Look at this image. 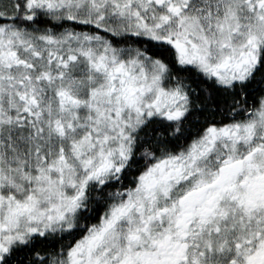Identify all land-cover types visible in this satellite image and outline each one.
<instances>
[{
	"label": "snow or ice",
	"instance_id": "6c2138e0",
	"mask_svg": "<svg viewBox=\"0 0 264 264\" xmlns=\"http://www.w3.org/2000/svg\"><path fill=\"white\" fill-rule=\"evenodd\" d=\"M0 264H264V0H0Z\"/></svg>",
	"mask_w": 264,
	"mask_h": 264
}]
</instances>
